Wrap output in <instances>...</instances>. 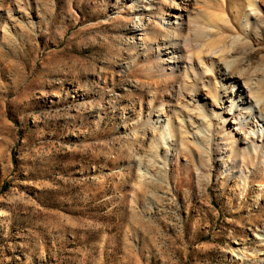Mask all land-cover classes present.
Masks as SVG:
<instances>
[{
	"label": "rangeland",
	"instance_id": "374dc122",
	"mask_svg": "<svg viewBox=\"0 0 264 264\" xmlns=\"http://www.w3.org/2000/svg\"><path fill=\"white\" fill-rule=\"evenodd\" d=\"M259 238L264 0H0V264H264Z\"/></svg>",
	"mask_w": 264,
	"mask_h": 264
},
{
	"label": "bare ground",
	"instance_id": "6f19581e",
	"mask_svg": "<svg viewBox=\"0 0 264 264\" xmlns=\"http://www.w3.org/2000/svg\"><path fill=\"white\" fill-rule=\"evenodd\" d=\"M174 21H171V22H167L168 23V29H175V28H173V27H175L174 26V24H177V25H179L180 23L179 22H177L179 19H180V17L179 16H175L174 17ZM255 120H258V117L257 116H255V119L253 118V116L249 113V114H241L240 116H235L233 119H232V123L233 122H241V123H244V124H246V125H249V124H251V123H253V122H255ZM260 240H261V242L263 243L264 242V238H259ZM264 244V243H263ZM237 252V251H236ZM261 253V252H260ZM264 253V252H263ZM237 254V253H236ZM239 254H241V253H239ZM235 255V254H234ZM262 255H264V254H262ZM235 257H238V256H235ZM237 259V258H236ZM238 259L240 260V259H242L241 258V256H240V258L238 257ZM245 259V258H244ZM243 260V259H242ZM241 262V261H240Z\"/></svg>",
	"mask_w": 264,
	"mask_h": 264
}]
</instances>
